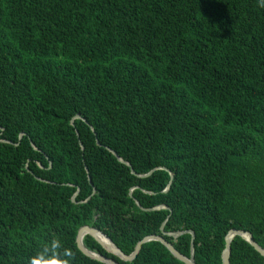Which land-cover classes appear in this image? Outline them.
<instances>
[{"label": "trees", "instance_id": "16d2710c", "mask_svg": "<svg viewBox=\"0 0 264 264\" xmlns=\"http://www.w3.org/2000/svg\"><path fill=\"white\" fill-rule=\"evenodd\" d=\"M82 226L125 255L162 226L188 257L192 233L196 264H222L230 230L264 249L257 0H0V264H104ZM229 264L264 257L234 236Z\"/></svg>", "mask_w": 264, "mask_h": 264}, {"label": "water", "instance_id": "95a60500", "mask_svg": "<svg viewBox=\"0 0 264 264\" xmlns=\"http://www.w3.org/2000/svg\"><path fill=\"white\" fill-rule=\"evenodd\" d=\"M75 118L80 119V116L77 115ZM82 119V118H81ZM84 122H86L84 119H82ZM5 142V141H3ZM97 144H99L98 142H96ZM81 149H82V145L81 143H79ZM109 152H111L121 163L125 164L128 166L127 163H125L124 161H122L120 158H118V156L116 155V153H114L111 150H108ZM131 172L133 173V171L131 170ZM151 172H149L148 174L145 175H139V177H146L148 175H150ZM88 180L90 182V179L88 177ZM77 192L75 193V195L72 198V201L74 202V198L77 195ZM148 210H152V209H148ZM163 227H160V231H161V235H150V236H146L144 238H142L135 246L133 252L129 255H125L123 254L116 245L113 244V242L101 231H99L96 228L93 227H89V226H82L76 235V246L79 249V251L85 255L86 257H89L93 260L102 262L104 264H119L118 262H116L115 260H113L112 258H108L105 257L101 254H98L96 252H92L88 249H86L83 245V237L85 235H89L91 236L100 246L101 248L111 254L114 255L116 257H118L120 260L122 261H132L137 253L139 252L140 248L142 247V245L144 243L150 242V241H156V242H160L163 246H165V248L170 252V254L177 259L178 261L184 263V264H196L194 262V251H193V234L191 233V243H190V252H189V256L186 257L184 255H182L181 253H179L169 242H167L163 236H173V237H177L185 232H176V233H165L163 232ZM99 236H103L106 238V240L108 241V246H104L99 240L98 237ZM234 236H240L242 239H244L245 241H247L250 246L253 247V249L258 252L262 257H264V249H262L258 244H256V242H254L252 235L249 232H245V231H240V230H230L227 235L224 238V249L222 251L221 257H222V264H229V255H230V243L231 240L233 239Z\"/></svg>", "mask_w": 264, "mask_h": 264}, {"label": "clouds", "instance_id": "9594fccd", "mask_svg": "<svg viewBox=\"0 0 264 264\" xmlns=\"http://www.w3.org/2000/svg\"><path fill=\"white\" fill-rule=\"evenodd\" d=\"M257 2H258V6H259L260 8H264V0H257ZM53 243L59 245V241H55V240H54ZM71 255H72V253H71L70 251H65V253H64V256H66V257H71ZM35 258H36V257L33 256V257L29 260V264H33V260H34ZM49 258H50V257H49ZM67 264H71L70 259H67Z\"/></svg>", "mask_w": 264, "mask_h": 264}, {"label": "bare ground", "instance_id": "6f19581e", "mask_svg": "<svg viewBox=\"0 0 264 264\" xmlns=\"http://www.w3.org/2000/svg\"><path fill=\"white\" fill-rule=\"evenodd\" d=\"M98 240H99L104 246H108V245H109V244H108V241H107L106 238L103 237V236H99V237H98Z\"/></svg>", "mask_w": 264, "mask_h": 264}]
</instances>
